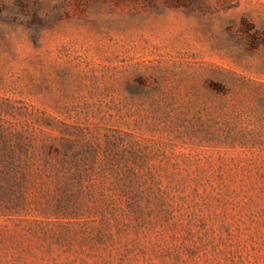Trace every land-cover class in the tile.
<instances>
[{
	"label": "rangeland",
	"instance_id": "1",
	"mask_svg": "<svg viewBox=\"0 0 264 264\" xmlns=\"http://www.w3.org/2000/svg\"><path fill=\"white\" fill-rule=\"evenodd\" d=\"M0 0V264H264V0Z\"/></svg>",
	"mask_w": 264,
	"mask_h": 264
},
{
	"label": "trees",
	"instance_id": "2",
	"mask_svg": "<svg viewBox=\"0 0 264 264\" xmlns=\"http://www.w3.org/2000/svg\"><path fill=\"white\" fill-rule=\"evenodd\" d=\"M147 2L146 4H149L150 6H156L160 3L159 0H143ZM167 5L169 6H176V7H181V6H188L192 4V2H196V0H167L165 1Z\"/></svg>",
	"mask_w": 264,
	"mask_h": 264
}]
</instances>
